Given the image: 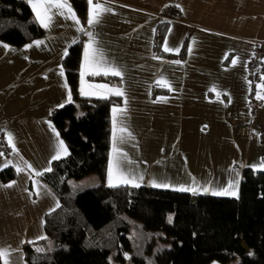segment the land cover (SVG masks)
Returning <instances> with one entry per match:
<instances>
[{"label": "crops", "instance_id": "1", "mask_svg": "<svg viewBox=\"0 0 264 264\" xmlns=\"http://www.w3.org/2000/svg\"><path fill=\"white\" fill-rule=\"evenodd\" d=\"M26 1L44 36L0 41V172L16 173L0 178V264H27L24 246L45 239V215L60 207L41 176L69 154L49 116L74 100L62 59L80 37L79 95L123 98L111 111L108 187L238 199L243 170L264 171V156L249 161L264 74L256 112L248 66L264 52V0H87L84 24L69 0ZM166 22L163 47L178 55L187 42L185 61L153 56Z\"/></svg>", "mask_w": 264, "mask_h": 264}, {"label": "trees", "instance_id": "2", "mask_svg": "<svg viewBox=\"0 0 264 264\" xmlns=\"http://www.w3.org/2000/svg\"><path fill=\"white\" fill-rule=\"evenodd\" d=\"M69 1L84 24L87 0ZM170 10V15L179 17L175 7ZM169 26L167 22L158 25L153 56L185 61L187 42L178 55L163 47ZM43 36L44 30L26 0H0V41L24 47ZM80 38L62 59L74 100L49 116L69 154L55 160L51 170L41 176L58 197L60 207L45 215V239L24 246L27 264H228L236 257L238 264H264V172L249 167L243 170L238 199L106 185L111 111L122 105L123 98L79 95L84 52V39ZM259 54L249 66L251 98H255L264 74L263 50ZM230 61L231 57L227 63ZM91 79L118 82L111 76ZM90 175L97 176L100 185L83 189L79 181ZM15 177L12 168L0 172L5 184ZM163 232L169 239L162 240L171 241V248L157 247L156 234Z\"/></svg>", "mask_w": 264, "mask_h": 264}, {"label": "rangeland", "instance_id": "3", "mask_svg": "<svg viewBox=\"0 0 264 264\" xmlns=\"http://www.w3.org/2000/svg\"><path fill=\"white\" fill-rule=\"evenodd\" d=\"M259 91L256 93L255 95V99H254V102H256V104L258 105L260 102L259 100ZM262 101V100H261ZM263 103V102H262ZM261 105H258L257 106V109L256 112L261 108L260 107ZM260 107V108H259ZM258 114H254V132H255V135H254V141L252 142V147L250 148L251 149V152H250V158H249V161L250 159L252 158H256L257 155L259 156H264V141L262 140L264 138V125L262 123V117L259 112H257ZM264 115V113H263ZM262 146V147H260ZM251 162V161H250ZM252 163V162H251ZM257 166H260V165H257ZM264 168V167H262ZM253 170V169H252ZM256 171H259V172H264L262 170H257L255 169ZM79 185L80 187H82L83 189L84 188H91V187H96V186H99L100 185V181L99 179L97 178V176L95 175H90L82 180L79 181ZM170 222H172L173 220V215H171L170 217ZM157 239H158V246L159 248H171L172 247V242L169 241V240H162V239H169L168 235H166L164 232L163 233H157ZM239 262V257H236L234 260H232L231 262H229L228 264H238ZM218 264V262H216Z\"/></svg>", "mask_w": 264, "mask_h": 264}, {"label": "built area", "instance_id": "4", "mask_svg": "<svg viewBox=\"0 0 264 264\" xmlns=\"http://www.w3.org/2000/svg\"><path fill=\"white\" fill-rule=\"evenodd\" d=\"M261 52H262V47H261V48L258 47V48L256 49V51L253 53L254 56L251 57V59H250V61H249V63H248V66L251 67V66L255 63L256 58L260 55L259 53H261ZM253 83H255V81H253Z\"/></svg>", "mask_w": 264, "mask_h": 264}]
</instances>
